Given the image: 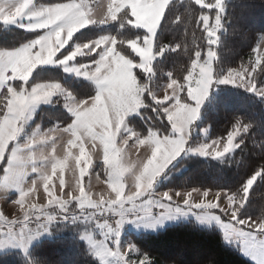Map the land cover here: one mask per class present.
<instances>
[{"label": "snow or ice", "instance_id": "snow-or-ice-1", "mask_svg": "<svg viewBox=\"0 0 264 264\" xmlns=\"http://www.w3.org/2000/svg\"><path fill=\"white\" fill-rule=\"evenodd\" d=\"M192 2L200 8L210 10L215 8L217 11L214 24L209 22L210 16L206 14H201L197 21L198 24L203 25V31L206 33L205 39L208 45L206 59L201 63L202 53L196 50L182 81L175 78L170 79L163 96L154 99L156 105H167L162 109L164 118L178 138H161L155 132L150 131L145 138H137L131 145L129 140H132L135 134L120 141H117V135L125 118L130 113L146 106L141 99L145 89L138 83L135 70L139 69L144 73L152 71L153 37L156 35L170 0H111L107 14L99 18L93 14L87 0L57 3L31 14H28V9L33 0H19L17 3L9 4L0 3V22L13 24L24 17L29 21H34L22 25L24 30L40 33L30 42L15 50L0 51V90H6L0 91V97H2L0 98V161L6 160L8 165L3 170L5 175L2 182L9 185L16 184L28 170V165L37 159H48L52 162L48 171L42 172L38 179L19 192L18 199L14 201L20 209L19 216L9 220L0 211V221L9 229L13 225L26 221L30 213L39 212L51 206L63 211L74 202L81 210H94L97 214V221H101V218L109 212L114 217H118L113 219L111 224L107 221L96 224L103 237L99 242L92 241L90 237L86 238L92 247L97 249L96 256L101 260L113 256L122 264H150L147 257H130L129 253L135 251L131 247L123 251H110L105 241L109 236L119 234L126 211H147L145 206L137 205L136 202L149 192L156 177L184 150V132L196 118L200 104L213 83L211 61L216 56V52L212 46L218 43L217 33L221 28L220 13L223 11V3L222 0H214V2L209 0L207 3L205 0H192ZM118 17L122 24L142 29L146 33L142 42L139 39L126 42V48L139 58L138 62L129 59L123 47L118 50V42L108 37L83 44L74 50L66 47L79 30L90 24L115 21ZM120 43L124 44V42ZM175 50L174 48L173 51ZM57 53H60L62 58L57 57ZM252 53L247 64L242 63L239 68L229 70L219 83L239 86L249 92L264 96V88L257 91L252 79L253 73L264 65V36L252 49ZM78 56H88L91 60L78 67H65L64 70L76 73L90 81L94 89L93 94L69 106L68 112L72 119L65 127L40 139V142H44V140L56 139L58 141L66 138V142L59 145L63 149V157L58 158L57 156V143L46 156L31 152L25 153L22 150H10L9 146L16 140L20 131V122L28 107L41 101L47 102L58 87L55 84H38L30 91L27 90L23 85L28 81L33 70L40 65L53 63L54 57L57 58L56 62L59 65L65 66ZM10 82L20 83L12 86ZM182 93L187 100L194 102L195 107L181 101ZM249 127L237 121L222 140L205 144L196 148L194 152L201 156L211 155L213 158H221L240 147L236 138L247 133ZM32 143L34 142L27 147H31ZM133 146L137 149L143 146L145 149L143 155L138 156L135 162L125 159L128 148ZM94 151L103 152L106 175L103 182L107 186V193L94 194L89 191L84 182L85 177L89 176V168L92 165L91 153ZM9 152H11L10 155ZM70 160L74 162L79 174L76 176L74 171L75 185H68V190L65 191L64 169L66 166L71 167ZM31 171L35 172L36 169L33 168ZM53 177L59 179L58 192ZM262 177H264V163L259 164L235 192H209L193 189L174 195L163 193L158 199L173 202L176 205V211H180L181 206L188 209L218 210L230 222L224 224L223 228L230 230L231 234L244 237L242 244L245 249L255 256L264 258V236H261L259 240L255 236H249V232L264 234V218L238 219V213L244 207L250 189L257 179ZM130 178L133 179L131 184L128 183ZM41 187L47 199L46 205L31 202V197L38 193ZM193 193L197 194V198H193ZM126 205H131V208H126ZM159 207L168 211L172 210L166 208L164 204H160ZM233 224L236 227H233ZM240 228L245 231H240ZM9 237L14 238L11 232H9ZM126 257H128L127 260Z\"/></svg>", "mask_w": 264, "mask_h": 264}, {"label": "trees", "instance_id": "trees-1", "mask_svg": "<svg viewBox=\"0 0 264 264\" xmlns=\"http://www.w3.org/2000/svg\"><path fill=\"white\" fill-rule=\"evenodd\" d=\"M75 1L78 0H34L36 5L41 6ZM223 8V30L219 34L218 43L212 47L216 52L215 76L239 68L242 63L247 64L249 57L253 55L252 49L264 35V0H225ZM212 12L214 13L213 10L200 8L192 0L169 3L154 40V53H160L163 48V54L152 64V74L155 76L153 84L147 87L146 78L135 70L139 83L146 89V106L136 117L129 120L130 127L138 136L143 137L150 131L163 136L169 134L166 119L155 116L158 111L153 108L154 101L150 94L169 79L182 81L196 50L201 51L200 59L203 58L208 45L203 25L197 21L201 14ZM37 35L39 33L0 24V50H14ZM103 35L111 36L118 42V50L123 47L128 58L137 60L126 48V42L132 39L141 40L144 33L122 24L119 17L106 27L93 24L81 30L69 41L67 48L72 50L74 45L92 42ZM58 57H61L60 54ZM90 60L91 57H83L77 59L76 63L84 64ZM252 79L257 91L264 88V65L253 73ZM44 82L60 83L79 100L88 98L94 90L90 83L66 76L59 67L36 69L27 85ZM42 114L43 111H40L35 116L34 123L40 125L41 129L53 127L52 124L43 123ZM70 121L71 118L63 112L57 123L58 126H65ZM237 121L241 125L250 126L247 133L238 136L239 148L221 161L199 157L180 159L178 166L183 170L172 175V171L178 166L170 168L164 190L235 192L259 164L264 163V96L252 94L240 87L221 86L210 95L203 106L199 125L209 128L210 139L222 140ZM1 172L2 166L0 174ZM250 218H264V177L257 179L249 191L244 207L238 213V219ZM131 244L137 258L147 257L150 264H251L236 249L224 243L218 230L200 228L192 222L172 225L154 234L133 235ZM0 264L99 263L82 240L76 235L66 234L44 239L34 244L25 254L15 251L2 253Z\"/></svg>", "mask_w": 264, "mask_h": 264}, {"label": "rangeland", "instance_id": "rangeland-1", "mask_svg": "<svg viewBox=\"0 0 264 264\" xmlns=\"http://www.w3.org/2000/svg\"><path fill=\"white\" fill-rule=\"evenodd\" d=\"M173 1H182V0H170V2H173ZM224 1L225 0H222V3H224ZM17 2H19V0H0V3H3V4L17 3ZM75 2H78V1H75ZM87 2H88L89 7L93 11V14L99 18L107 14L108 5L111 3V0H95V1H87ZM205 2L207 3L208 0H205ZM212 2H214V0H212ZM44 7H49V6L36 5L33 0V3L30 5V8L28 9V14H31L32 12H35V11H39L43 9ZM211 10H213L214 13L212 12L206 15L210 16L209 22L214 24L215 15L217 14V11L215 8ZM223 11H224V8H223ZM223 11L222 13H220L221 28L218 30V33H217L218 38H219V34L223 30L222 28ZM32 22L34 21H29L25 19L24 17H21L18 21H16L13 24H3L2 22H0V24L7 25V26L10 25V26H14L16 28H20L24 30V27L22 25H26ZM111 22L112 21H107L105 23H94V24H98L99 27H106ZM92 25L93 24H90L87 27L92 26ZM86 28H83V29H86ZM81 30H79L78 32H80ZM139 30H141L144 33V35H146V33L142 29H139ZM155 36L153 37V57L154 58L151 63V69H152V64L154 60L160 58L163 54V51H161L158 54L154 53ZM102 37H108L109 39H113L111 36H105V35L100 36L97 39H100ZM142 39L140 40L141 42H142ZM259 42H260V39L258 43ZM86 43H91V42H86ZM86 43L74 45L72 50ZM214 46L216 45H213L212 47ZM0 51H11V50H0ZM129 51L130 53H132L130 49ZM207 51L208 49H206L203 55V58L200 59L201 63L205 61L206 59L205 55ZM59 54L60 53H57V57L59 56ZM132 55L137 59L134 62H138L139 58L136 57L134 53H132ZM83 57H88V56H78L73 61L68 62V64L65 66L59 65L56 62L57 58L54 57L53 63L40 65L36 69L59 67L66 76H69V77L71 76V77L86 81L87 83H90V85L93 87L91 82L84 79L82 76H78L76 73L67 72L64 70L65 67L80 66L81 64H77L76 60L83 58ZM59 58H62V57H59ZM214 59L215 57L211 61L212 73H213V83L210 85L208 89L207 96L204 98V100L200 104L196 118L187 126L184 132V140H185L184 150L180 152V154L176 156V158L172 160L167 165L166 168H164V170L159 174V176L156 177L149 192L146 193L143 197H141L139 201L136 202L137 205L145 206L147 208V211L145 212V211L132 210V211H126L124 213V223H122L119 229V234L116 236H109L108 239L105 241V244L110 251H117V250L123 251L124 249L126 250V248H129V247L135 249L131 244V238L133 237V235H137L140 233L154 234V233L163 231L165 228L172 226V225L192 222L197 227H200V228H204V229L214 228L218 230L222 234L224 243L236 249L239 252L240 256H242L244 259L249 261L251 264H264V258L255 256L251 252L245 249L244 245L242 244V240L245 239L244 237H238L234 234H231L230 230H226L223 228L224 224L230 223V222L228 221V218L224 216L222 213H220L218 210L216 209H188L185 206H181L180 211H176L175 210L176 205L173 202L163 201V200L158 199L163 193H169L170 195H174L175 193H184V192L193 190V189L164 190V188L166 187V183L169 179L167 172L170 170L171 167L178 166L180 159L182 160L184 158L187 159V158H192V157H199L202 159H211L215 161H221L223 158L230 155L236 149L235 148L233 151L225 154L221 158H213L211 155L201 156L198 153L194 152L196 148H199L205 144H211L213 141H219V140L210 139L208 137L209 128L206 126L199 125V120L201 118V112H202L203 106L205 105L210 95L212 93H215L216 90L221 86L239 87V86H235L232 84L219 83V81L223 79L224 76H226L227 72L220 74L219 76H215ZM36 69L33 70L28 81L23 85L27 90L30 91L31 88L35 87L38 84H43V85L55 84L58 87L56 91L54 92V94L47 99V102L41 101L37 104H33L28 107L25 113V116L20 122V125H19L20 131L16 137V140L9 147H10V150H18V151L22 150L25 153L31 152L36 155L44 154L46 156L47 153L52 149L53 145L57 143L58 145L57 146V156L58 158H62L64 153H63V149L59 145L65 143L66 138H61L58 141L56 139L44 140V142H40V139L42 137L48 136L49 134L53 133L55 130L62 129L63 127H65L66 125L58 126L57 121L62 118L63 112L72 119L71 115L68 112V108L72 103L78 102L80 100L74 98L73 97L74 95L71 94L60 83L44 82V83H37L31 86H28L27 84L30 81L31 76L36 71ZM136 70L140 72L144 76V78H146L145 81H146L147 87L153 84L155 76L152 74V71L150 73H144L143 71L139 69H136ZM169 81L170 79L164 84L159 85L156 88V90H154V92L150 94L153 101L154 99L160 98L161 96H163L164 90L166 89ZM17 83H20V82H17ZM17 83L10 82L12 86H15ZM140 86L145 89V86H142L141 84ZM242 89L246 90L245 88H242ZM145 92H146V89L143 92L142 97H141L143 102H144ZM250 93L256 94V92H250ZM180 99L182 102L188 103L190 106L195 107L194 102L187 100L186 96L183 93L181 94ZM153 104L155 106L153 108H156V110L158 111V114L155 116L159 117L160 119H166L164 118V113L162 109L166 107L167 105H155V103ZM142 108L138 109L134 113H130L125 118V121L122 124L121 129L117 135V141L126 139L128 136L135 134L133 136V139L129 140V144L131 145L136 141L137 138L142 139L146 137L148 133L145 136L140 137L136 134V132L129 125V120L132 119L133 117H136ZM40 111L41 112L43 111V114H42L43 123L52 124L53 127L41 129L40 125H36L34 123V120L36 118L35 116ZM148 111H151V110H148ZM149 118L153 119L152 116H150ZM168 125H169L168 135L163 136L155 132L156 135L161 138L163 137H168L170 139L178 138L177 134L172 131L171 125L169 123ZM237 138H236V142H237ZM31 142H34L32 143V146L27 147ZM144 151L145 149L143 146H141V148L139 149L135 148L134 146L130 147L125 153V159L135 162L138 156L143 155ZM10 154L11 152H9V155ZM91 156H92V165L89 168V176L85 177V181H84L85 185L89 189V191L94 194L101 193V192L107 193V186L103 182V180L106 179L104 165H103V152L94 151L91 153ZM51 163L52 162L48 159H43V160L37 159L32 164L28 165V170L25 172V174L19 179V181L16 184L9 185V184H5L2 182L3 176L5 175L3 170L5 167L8 166L7 162L6 160L0 161V166H2V172L0 174V211L4 213L6 204H9L11 205L10 210H12V212L17 211L20 215V209L14 203V201L18 199L19 192L25 189L26 186L29 185L32 181L38 179L39 176L42 174V172L48 171L51 166ZM69 164L71 165V167L66 166L64 169L63 178L66 184L65 191L68 190L67 188L68 185H73V186L75 185V179L73 176L74 171L76 173V176H78L79 174L78 170L75 169L74 162L70 160ZM33 168L36 169L35 172L31 171V169ZM182 170L183 168L178 166L175 168V170L172 171V175L179 174ZM94 176L97 179L95 181H93ZM98 177H100V179H98ZM53 180L55 181L56 191L58 192L59 191V187H58L59 179L57 177H53ZM125 182H127V178H125ZM132 182H133V179L130 178L128 180V183L131 184ZM193 198H197L196 193H193ZM31 202H35L38 205L47 204V199L43 191V187L40 188L38 193H36L35 195L31 197ZM160 204H164L166 208L172 209V210L168 211L165 208H161L159 207ZM181 205H182V202H181ZM126 208H131V205H126ZM4 214L6 215V213ZM96 215L97 214L95 213L94 210H89V209L81 210L78 207H76L75 203L73 202L72 204H69L63 211H61L59 208L55 206H51L46 209H42L39 212L30 213L26 221H24L21 224L13 225L11 229H9L8 226L0 225V254L5 253V252H12V251L25 254L30 250V248L34 244L44 239H50L55 236H63V235L68 234L71 236L76 235L80 240H82V242H84L86 247L88 248L90 254L98 261L99 264H122L121 261H119L116 257H113V256L105 257L103 260H101L100 257L96 256L97 249L93 248L91 243H89L88 240L86 239L87 237H90L92 241L99 242L100 240L103 239V237L101 235V230L96 227V224L98 222H104V221H107L109 224H111L113 219L118 218V217H114L113 214L109 212L101 218V221H97ZM7 217L10 220V217L9 216ZM106 217H111V220L108 221ZM0 224H4V223L0 221ZM233 227H236V225L233 224ZM20 228H23V230L25 231L23 230L21 231ZM13 229H16V231L15 230L11 231ZM239 230L245 231V229L243 228H240ZM9 232H11V235L14 238L10 239ZM22 232H24L25 234H22ZM249 236H255L259 240L261 236H264V234H257V233L249 232ZM129 256L132 258H137L135 251L132 253H129ZM139 258H142V257H139ZM125 259L127 260L128 257H126Z\"/></svg>", "mask_w": 264, "mask_h": 264}, {"label": "crops", "instance_id": "crops-1", "mask_svg": "<svg viewBox=\"0 0 264 264\" xmlns=\"http://www.w3.org/2000/svg\"><path fill=\"white\" fill-rule=\"evenodd\" d=\"M95 7H96V6H95ZM106 22H107V21H106ZM95 180H97V179H96V177L94 176L93 181H95ZM10 206H11V205L6 204L4 213H6V215L9 216V217H10V220H11V219L17 217V216L19 215V213H18L17 211H15L16 213H15V212H12V210H10ZM0 225L7 226L6 224H0ZM16 229H18V228H16ZM16 229H13V230H11V231H14V230L16 231ZM20 229H21V231L23 230V228H20ZM23 231H25V230H23ZM3 232H5V231H3ZM3 232H1V233H3ZM22 234H25V233L22 232Z\"/></svg>", "mask_w": 264, "mask_h": 264}, {"label": "built area", "instance_id": "built-area-1", "mask_svg": "<svg viewBox=\"0 0 264 264\" xmlns=\"http://www.w3.org/2000/svg\"><path fill=\"white\" fill-rule=\"evenodd\" d=\"M106 219H107L108 221H110V220H111V217H106Z\"/></svg>", "mask_w": 264, "mask_h": 264}]
</instances>
